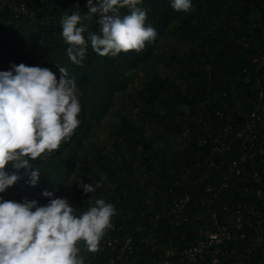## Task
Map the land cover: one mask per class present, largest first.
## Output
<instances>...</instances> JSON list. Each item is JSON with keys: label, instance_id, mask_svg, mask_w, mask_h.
Listing matches in <instances>:
<instances>
[{"label": "trees", "instance_id": "1", "mask_svg": "<svg viewBox=\"0 0 264 264\" xmlns=\"http://www.w3.org/2000/svg\"><path fill=\"white\" fill-rule=\"evenodd\" d=\"M22 2L28 6L27 14L17 13ZM191 3L192 10L186 13L174 10L172 0H142L138 7L147 11L146 25L158 32L155 42L116 57L98 55L89 43L82 65H77L67 55L60 20L77 5L87 13V0H0V65L24 63L57 74L64 68L77 84L82 105L81 124L71 140L47 158L30 161L31 168L20 170L22 179L0 197L17 202L26 197L46 205L50 198L43 192L48 190L52 198H66L76 215L95 206L98 198L113 204L116 214L111 220L117 230L107 229L99 250L90 252L78 242L84 264H105L129 236L134 251L126 254L132 264H154L171 247L180 252L194 246L201 229H216L206 204L189 211L179 226L155 216L170 207L171 188L188 189L193 196L198 189L204 192L205 184L199 180L206 166H197V159H207L212 145L200 141L215 129L200 127L196 116L218 110L225 116L217 120L227 124L244 119L250 111L253 91L246 80L262 41L264 0ZM120 14H129V9H120ZM97 19L88 22V32L99 33ZM188 125L187 136H182ZM228 153L224 159L232 158ZM247 167L264 175L260 157ZM36 169L39 181L33 187L27 181ZM8 171L14 170L9 166ZM216 173L214 169L212 175ZM96 182L101 187L91 193L80 186ZM250 191L245 192L244 183L232 184L222 196L230 210L220 207L217 221L228 223L235 215L231 208L239 201L260 203L263 209L264 193L259 197ZM255 220L256 225L264 221V211ZM235 232L237 238L217 254L221 264H264V241L256 242L259 235L264 239V229L245 224ZM108 234L119 236L115 250L104 241ZM214 257L192 264H213Z\"/></svg>", "mask_w": 264, "mask_h": 264}, {"label": "clouds", "instance_id": "2", "mask_svg": "<svg viewBox=\"0 0 264 264\" xmlns=\"http://www.w3.org/2000/svg\"><path fill=\"white\" fill-rule=\"evenodd\" d=\"M141 3L87 0V13L82 14L79 5L65 13L60 24L69 59L82 65L89 43L98 55L116 57L155 42L158 32L146 25L147 11L138 7ZM171 6L186 13L192 10L191 0H172ZM125 7L129 14L122 16L120 9ZM93 17H98L99 33L88 32ZM81 111L77 84L64 68L57 74L48 67L13 63L0 71V193L22 179L20 170L31 168L30 161L47 158L71 140L81 124ZM39 174V169L31 171L27 183L36 186ZM80 186L91 193L101 184ZM43 195L50 198L46 205L26 197L22 202L0 197V264H84L78 242L90 252L99 250L116 214L113 204L98 198L95 206L76 215L66 198H52L48 190Z\"/></svg>", "mask_w": 264, "mask_h": 264}, {"label": "built area", "instance_id": "3", "mask_svg": "<svg viewBox=\"0 0 264 264\" xmlns=\"http://www.w3.org/2000/svg\"><path fill=\"white\" fill-rule=\"evenodd\" d=\"M264 8V6H263ZM17 13H28V6L22 2L18 5ZM264 31V28H263ZM262 41L258 45V54L253 60V72L247 75V86L253 91L250 98L251 108L245 118L236 120L235 123L227 124L217 120L224 119L221 111L215 110V114H209L207 111L200 112L196 118L200 127L207 129H215V133H210L208 138H204L200 143H210L212 145L210 155L207 159L198 158L197 166L204 165L206 170L200 175L202 184H205L204 192L198 189V193L193 196L188 189L182 192L181 189L171 188L172 193L171 205L161 214H157L155 219L163 216L170 224L179 226L187 219V213L198 205L206 204L207 211L213 213L216 229H201L199 237L194 246L185 248L180 252H176L174 248H169L166 257L154 264H192L197 260L204 261L207 257L213 258V264H221L220 257L217 256L222 248L228 246V241L237 238L236 232L248 224L249 227L264 229V221L254 223L255 215L264 211V207L260 203L256 204L249 201H239L235 203L231 209L235 211V215L228 223L220 224L217 221V210L222 207L224 210H230V206L223 203L222 196L227 192L232 184L244 183V190L251 194L250 190H255L257 196L261 197L264 193V175L258 169L248 170L247 163L250 160L261 158L264 164V73L261 69L264 67V32L261 36ZM245 39V37H244ZM221 126H217L220 125ZM191 126L188 125L183 130L182 136H187ZM181 136V137H182ZM180 137V138H181ZM231 152V159H224L225 155ZM216 156H221L216 161ZM216 169L217 173L212 175V171ZM196 183V182H195ZM245 184L249 186L245 187ZM206 193V194H204ZM234 196V193H231ZM254 218V219H253ZM154 221L153 219H150ZM112 229L117 230L115 222L111 220ZM105 243L115 250L119 244V236L108 234ZM132 236L126 238L121 250L117 255L109 257L105 264H132L133 261L127 256V252L132 253ZM263 236L259 235L257 243L263 242ZM154 240H152V243Z\"/></svg>", "mask_w": 264, "mask_h": 264}, {"label": "rangeland", "instance_id": "4", "mask_svg": "<svg viewBox=\"0 0 264 264\" xmlns=\"http://www.w3.org/2000/svg\"><path fill=\"white\" fill-rule=\"evenodd\" d=\"M9 69H10V66L9 65H6V64L0 65V71H7ZM128 102H130V100H128Z\"/></svg>", "mask_w": 264, "mask_h": 264}]
</instances>
